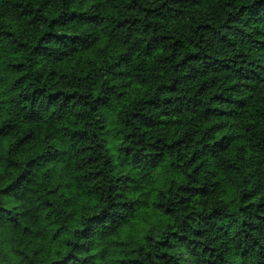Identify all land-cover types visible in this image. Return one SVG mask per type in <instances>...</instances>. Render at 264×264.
<instances>
[{"label": "clouds", "instance_id": "1", "mask_svg": "<svg viewBox=\"0 0 264 264\" xmlns=\"http://www.w3.org/2000/svg\"><path fill=\"white\" fill-rule=\"evenodd\" d=\"M0 264H264V0H0Z\"/></svg>", "mask_w": 264, "mask_h": 264}]
</instances>
